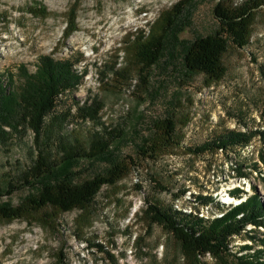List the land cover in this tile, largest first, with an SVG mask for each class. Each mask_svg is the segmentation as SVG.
Masks as SVG:
<instances>
[{
  "label": "rangeland",
  "instance_id": "obj_1",
  "mask_svg": "<svg viewBox=\"0 0 264 264\" xmlns=\"http://www.w3.org/2000/svg\"><path fill=\"white\" fill-rule=\"evenodd\" d=\"M177 1L0 0L2 83L8 84L4 72H10L17 92L43 55L72 60L81 79L58 98L54 112L66 116L69 133L85 139L100 126L77 117L76 106L93 96L103 103L100 120L113 130L109 151L77 159L73 180L104 173L113 162L127 168L83 207L47 205L0 216V264H264V224L247 222L225 252L197 254L146 210L148 199L214 216L235 205L223 202L228 194L254 193L264 206V0L248 43H229L223 52L220 79L186 75L180 41L217 27V1L239 0H188L159 60L144 67L137 58L136 33L158 31ZM167 116L175 122L174 142L154 157L141 154L144 139L156 138ZM230 131L246 139L199 153L187 148ZM33 137L20 125L0 140V188L22 178L34 157ZM38 190L37 184L20 185L0 195V204H17Z\"/></svg>",
  "mask_w": 264,
  "mask_h": 264
},
{
  "label": "trees",
  "instance_id": "obj_2",
  "mask_svg": "<svg viewBox=\"0 0 264 264\" xmlns=\"http://www.w3.org/2000/svg\"><path fill=\"white\" fill-rule=\"evenodd\" d=\"M178 0L163 17L159 30L147 32L140 29L135 35V54L144 67L156 63L162 56L168 40L175 34V27L186 2ZM261 0H239L235 4L217 1L212 8L217 27L209 33L180 41L181 66L186 75L202 72L211 79H220L225 73L221 62L229 43L242 47L248 43L250 26ZM8 84L0 75V140L24 125L33 131L34 157L17 182L0 188V195L10 193L20 185H38V192L17 204L1 203L0 216H23L30 210L52 205L60 210L83 207L90 202L105 183H114L126 171L125 165L113 162L104 173H97L82 181L73 180L70 167L77 159L102 158L109 151L112 129L102 125L99 111L102 101L93 96L78 103L76 116L90 120L100 127L88 139L65 129V115L54 112L58 98L74 89L81 73L68 58L54 59L43 55L36 69L25 73L23 83L15 92L10 86L11 74L4 72ZM175 122L171 116L163 119V128L152 140L145 138L141 154L154 157L159 150L174 142ZM240 131H230L200 144L187 146L194 153L213 147H225L246 139ZM161 188H167L159 184ZM177 195V194H176ZM146 210L152 221L160 223L179 239L184 248L197 254L210 252L218 255L228 250L233 234H238L247 222L264 224V206L254 193L235 204L220 218L205 219L197 214L177 209L172 204L160 206L146 200ZM240 214L239 216H237Z\"/></svg>",
  "mask_w": 264,
  "mask_h": 264
},
{
  "label": "bare ground",
  "instance_id": "obj_3",
  "mask_svg": "<svg viewBox=\"0 0 264 264\" xmlns=\"http://www.w3.org/2000/svg\"><path fill=\"white\" fill-rule=\"evenodd\" d=\"M223 149V148H222ZM235 186V185H234ZM234 186H232V187H234ZM231 187V189H234V188H232ZM230 188V187H229ZM250 188H251V186H249L248 188H246V190L247 191H249L250 190ZM250 192V191H249ZM226 198L225 199H223V202L224 203H226V204H228V203H232V204H237V203H239V202H241V201H243V200H245L246 198H242V197H240V198H237L236 196H232V195H230V194H228L227 196H225ZM181 210V209H180ZM183 210V209H182ZM184 210H186L185 208H184ZM190 210L191 211H189L190 213L191 212H194L195 214H197V215H199L200 217H203V218H205V219H213V218H216V217H218V218H220L223 214L221 213L220 215L218 214V215H206L203 211V213H200V211H197V210H193L192 208H190ZM186 212V211H185Z\"/></svg>",
  "mask_w": 264,
  "mask_h": 264
},
{
  "label": "built area",
  "instance_id": "obj_4",
  "mask_svg": "<svg viewBox=\"0 0 264 264\" xmlns=\"http://www.w3.org/2000/svg\"><path fill=\"white\" fill-rule=\"evenodd\" d=\"M221 214V213H220Z\"/></svg>",
  "mask_w": 264,
  "mask_h": 264
}]
</instances>
